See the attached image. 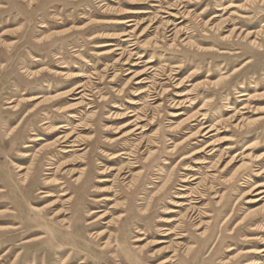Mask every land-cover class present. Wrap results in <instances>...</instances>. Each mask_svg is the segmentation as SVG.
I'll return each mask as SVG.
<instances>
[{"label":"rangeland","instance_id":"1","mask_svg":"<svg viewBox=\"0 0 264 264\" xmlns=\"http://www.w3.org/2000/svg\"><path fill=\"white\" fill-rule=\"evenodd\" d=\"M263 169L264 0H0V264H264Z\"/></svg>","mask_w":264,"mask_h":264},{"label":"bare ground","instance_id":"2","mask_svg":"<svg viewBox=\"0 0 264 264\" xmlns=\"http://www.w3.org/2000/svg\"><path fill=\"white\" fill-rule=\"evenodd\" d=\"M132 15H140V14H147V12H130ZM170 17H172V18H175V19H179L178 18V16H177V14L175 15V16H170ZM131 22H135L134 20H132V19H130V20H128V21H119L118 23L116 22V24H118V25H124V24H127V23H131ZM131 27L133 26V25H130ZM121 38H124V40L122 41V43H125L126 45L128 44L129 46V48H131L129 51H126L127 52V54L130 56V58L131 57H133V56H136V55H138L137 53L136 54H134V50L136 49V48H134L135 46H136V43H135V35H134V31H129V32H125L122 36H121ZM106 47V46H105ZM118 51H122V54H120V55H123V54H125V52L122 50V49H120V46H116V48L114 49V51L113 52H110V54H113V53H115V52H118ZM141 57H142V55H141ZM148 63H150V62H148ZM83 77H85V76H83V75H78V76H76V78H83ZM144 82V80H142L141 82H139V83H143ZM138 83V84H139ZM74 96H76V99L77 100H84V99H86V90L84 89V86H78L77 87V89H76V91L74 92V94H73ZM246 96H248V95H246V94H243V95H241L240 97H246ZM35 98H32L31 100H34ZM84 102V101H83ZM134 104H136V103H134ZM133 104V105H134ZM180 115H182V113H179V114H175V116L176 117H179ZM205 119V118H204ZM204 119H202V120H204ZM62 129H66V127L64 126V125H61L56 131H60V130H62ZM217 129H215L214 128V126H208V125H204L201 129H200V131H201V133H203L202 134V136L203 137H207V138H211L212 136H214L215 134L213 133L214 131H216ZM75 136L74 135H66V136H61V137H59L58 138V142H59V145L58 146H60V147H63V151H62V153H64V154H68V153H71L72 151V148H75V147H78V143L80 142L79 141V137H76V138H74ZM31 141H39V138H36V139H33V140H31ZM26 147H29V146H26ZM214 150V149H213ZM217 150H215V151H213L211 154H210V156H212L213 155V153H215ZM29 155H25V157H28ZM51 170L53 169V168H50ZM18 170H19V172H23L24 170H26V168H22V167H18ZM260 173H263L264 174V169L263 170H261V172ZM21 178L24 180V181H26L27 179H28V173H25V174H21ZM193 178V177H192ZM191 180V182H193V181H196L197 180V178H193V179H190ZM58 181V180H57ZM48 183L50 184L51 183V181H48ZM181 191H187V189L186 188H183ZM253 192L255 193V195L256 196H259L260 198H258L257 200H255L256 202H259V201H262V200H264V183H259V184H257L254 188H253ZM43 193V192H42ZM45 197H48L47 195H45ZM180 198H182V199H184L185 198V196H184V198L183 197H180ZM185 205V204H184ZM183 205L182 204H177V207H182ZM101 217H103V216H101ZM100 217V218H101ZM99 218V219H100ZM97 221V220H96ZM167 231V230H166ZM170 233L171 232H169V234H167L166 236H168V235H170ZM261 253H264V249L261 251ZM264 257V256H263ZM254 264H261V263H259V262H256V263H254Z\"/></svg>","mask_w":264,"mask_h":264}]
</instances>
